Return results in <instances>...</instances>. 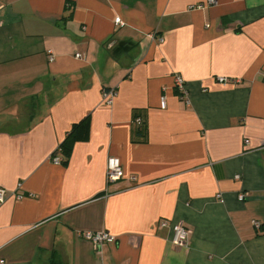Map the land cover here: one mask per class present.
<instances>
[{
  "label": "crops",
  "instance_id": "0c3cea01",
  "mask_svg": "<svg viewBox=\"0 0 264 264\" xmlns=\"http://www.w3.org/2000/svg\"><path fill=\"white\" fill-rule=\"evenodd\" d=\"M208 1L0 0V264H264V0Z\"/></svg>",
  "mask_w": 264,
  "mask_h": 264
},
{
  "label": "built area",
  "instance_id": "2783aa9c",
  "mask_svg": "<svg viewBox=\"0 0 264 264\" xmlns=\"http://www.w3.org/2000/svg\"><path fill=\"white\" fill-rule=\"evenodd\" d=\"M209 5L216 4L215 0H209L208 1ZM198 8H202L203 5L197 6ZM1 8V4H0ZM116 23L117 24H122V20L117 17L116 18ZM163 38L160 39L162 41ZM77 56H80V54H77ZM52 59V57L50 58ZM220 82H228L229 78L226 77H219ZM175 88L178 91L179 95L181 96L182 99L186 101L188 104L190 100L188 99V90L186 88V84L184 79L181 76H176L175 77ZM116 93L114 90H109L107 92H104L103 94V100L107 104H111L113 101V98L115 97ZM162 107L164 108L166 105L165 99L163 98ZM247 142H249L247 140ZM54 162L59 164L61 163V158L58 157L57 155L54 156L53 158ZM124 177V170L122 167L121 160L118 157L111 156L108 160V166H107V179L108 182H116L117 180L121 179ZM6 198V190L2 187H0V202H3ZM240 201H243L245 199V196L243 194H239L238 196ZM256 226H259V223H255ZM171 242L174 246L177 247H182L185 246L188 238H189V230L180 222L174 223L171 226ZM85 238L93 242L96 246L102 245L104 242L110 243L115 241L116 237L111 234L110 232L107 231H99V232H86L84 234Z\"/></svg>",
  "mask_w": 264,
  "mask_h": 264
},
{
  "label": "trees",
  "instance_id": "16d2710c",
  "mask_svg": "<svg viewBox=\"0 0 264 264\" xmlns=\"http://www.w3.org/2000/svg\"><path fill=\"white\" fill-rule=\"evenodd\" d=\"M177 91V90H176ZM178 92V91H177ZM90 137V121L89 119H84L72 125L67 139L60 145V152L63 154L64 163H67L69 157L73 151V144L75 142L86 141Z\"/></svg>",
  "mask_w": 264,
  "mask_h": 264
}]
</instances>
